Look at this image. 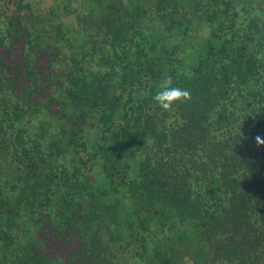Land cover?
Masks as SVG:
<instances>
[{"label": "trees", "instance_id": "trees-1", "mask_svg": "<svg viewBox=\"0 0 264 264\" xmlns=\"http://www.w3.org/2000/svg\"><path fill=\"white\" fill-rule=\"evenodd\" d=\"M257 135L264 0H0V264H264Z\"/></svg>", "mask_w": 264, "mask_h": 264}, {"label": "clouds", "instance_id": "clouds-1", "mask_svg": "<svg viewBox=\"0 0 264 264\" xmlns=\"http://www.w3.org/2000/svg\"><path fill=\"white\" fill-rule=\"evenodd\" d=\"M192 98L190 90L173 85L171 76H165L158 84V90L153 99L155 103L166 112L174 111L175 106L189 102ZM257 146H264V138L255 137Z\"/></svg>", "mask_w": 264, "mask_h": 264}]
</instances>
